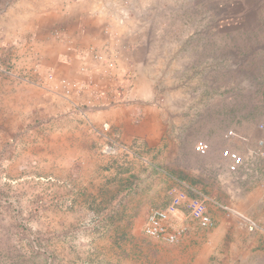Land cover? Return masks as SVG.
<instances>
[{"label": "crops", "instance_id": "1", "mask_svg": "<svg viewBox=\"0 0 264 264\" xmlns=\"http://www.w3.org/2000/svg\"><path fill=\"white\" fill-rule=\"evenodd\" d=\"M30 4L34 19L30 20L27 37H23L32 51L27 67L43 75L41 80H34L40 82L25 81L15 87L23 88L25 102L45 107L42 115L51 112L59 117L65 116L69 108L59 97L62 82L83 85L84 90L76 93L74 99L78 103L90 101L89 125L95 129L107 125L110 136L130 146L135 142L132 147L140 153L129 157L124 167L112 170L113 179L120 172L124 177L141 176L139 158L154 148V141H161V133L176 141L181 132L177 126L182 123L177 103H185L184 136L191 135L198 109L193 107V100L200 102L196 113L198 127L213 138L206 135V141L202 140L211 147L207 156H200L193 149L191 152L193 157L209 158L211 169L208 166L207 177L200 174L199 180L173 176V181L187 183L191 189L189 197L207 199L215 226L202 229L186 210L179 209L172 219L187 225L189 234L176 245L151 243L153 255L157 254L152 264H264V159L250 155L259 148V119L248 112V119L256 122L252 129L249 127L251 130H243L238 126L239 115H224L220 106L208 117L209 111L201 107L203 99L215 103L202 96L207 72L222 71L224 67V53L222 47L218 49V42L215 51L208 48L209 39L222 41L225 36L218 26L221 0H30ZM236 52L232 49L230 53L234 56ZM95 54L110 58L116 63L115 69L97 61ZM100 92L104 96L100 97ZM161 103L164 104L160 106ZM225 118L230 121L226 129L222 127ZM41 129L39 132L44 134L45 129ZM55 129V136L49 137L53 136L56 153L53 161L64 159L66 148L71 146L89 167L102 160L97 155L100 142L90 127ZM229 131L237 132L239 138L228 139ZM35 135L36 131L32 136ZM41 141L45 144L47 138L42 137ZM225 150L238 152L245 159L238 173L228 171L230 161L221 154ZM170 151L176 160L178 150L173 145ZM145 159L148 160L145 157L143 162ZM153 164L142 163L157 171L158 166ZM148 178L151 196H163L165 185H160L154 171ZM126 188L130 195L132 185ZM138 199H143L142 195ZM169 203L153 208L166 209Z\"/></svg>", "mask_w": 264, "mask_h": 264}, {"label": "rangeland", "instance_id": "2", "mask_svg": "<svg viewBox=\"0 0 264 264\" xmlns=\"http://www.w3.org/2000/svg\"><path fill=\"white\" fill-rule=\"evenodd\" d=\"M221 2L218 26L225 36L222 41L209 39L208 48L215 51L218 42L224 67L207 72L202 96L215 103L203 99L201 107L209 111L208 117L220 106L224 115H239L238 126L244 130L264 119V0ZM30 6V0H0V264H152L157 254L153 255L151 243L162 242L143 233L149 211L169 203L171 187L177 184L173 176L182 180H199L200 174L207 177L209 158L193 157L191 152L196 141L207 139V131L199 129L196 119L200 102L193 100L198 109L191 135L184 136L185 103H177L182 123L177 126L181 132L176 141L161 133V141H154V148L139 158L141 176L124 177L120 172L113 179L112 170L124 167L129 157L139 156L132 147L135 142L130 146L110 136L111 129L104 130L105 124L97 129L89 125L90 101L78 103L76 92L66 98L59 95L69 108L65 116L55 117L51 112L42 115L45 107L25 102L23 88L15 87L41 80L43 75L27 67L32 51L23 37L34 19ZM232 49L237 51L234 56ZM232 65H236L234 69ZM248 112L255 113L256 120L248 119ZM229 122L225 118L222 127L229 128ZM59 127L95 131L100 142L97 155L102 157L97 166L85 165L73 146L66 148L64 159L53 161L56 153L53 136L49 137ZM40 129H45V144ZM112 141L131 148V155L121 151L106 154L103 149ZM173 145L178 150L176 160L170 151ZM142 157L148 160L143 162ZM142 163H154L159 170ZM152 171L160 185H165L163 196H151L152 185L147 180ZM129 184L133 188L130 195L126 193Z\"/></svg>", "mask_w": 264, "mask_h": 264}, {"label": "built area", "instance_id": "3", "mask_svg": "<svg viewBox=\"0 0 264 264\" xmlns=\"http://www.w3.org/2000/svg\"><path fill=\"white\" fill-rule=\"evenodd\" d=\"M94 58L100 63H104L109 69H115L116 63L110 58L102 54H95ZM62 84L61 96L65 98L73 92H82L85 88L83 85L80 87L78 82L68 80L63 81ZM99 96L101 97L104 95L100 92ZM258 130L261 133L259 148L250 155H257L264 159V119L259 123ZM239 136L240 135L235 131H229L227 134L228 139L239 138ZM210 148V144L202 140L198 141L194 146L195 152L200 156H207ZM103 151L108 155L114 154L117 151L124 152L127 155L131 154V149L114 141L106 145ZM222 156L230 161L228 171L232 174L238 173L245 165V159L238 152L225 150ZM190 190V186L187 183L177 181V184H175L169 192L171 202L168 207L166 209L152 208L150 210L144 226V233L148 238L168 245H176L182 242L189 234V227L184 224H177L172 219L175 213L181 208L186 210L188 216L202 229H212L215 226L213 219L208 213L207 199L189 197L188 192Z\"/></svg>", "mask_w": 264, "mask_h": 264}, {"label": "clouds", "instance_id": "4", "mask_svg": "<svg viewBox=\"0 0 264 264\" xmlns=\"http://www.w3.org/2000/svg\"><path fill=\"white\" fill-rule=\"evenodd\" d=\"M77 93V92H76ZM78 93H81V92H78ZM89 109H90V106H89ZM262 121V120H261ZM260 121V122H261ZM107 128H104V130H107L109 127L107 126V125H105ZM99 132V131H98ZM126 146V145H125ZM128 147V146H127ZM129 148V147H128ZM129 149H131V148H129ZM223 153V152H222ZM129 155H131V154H129ZM172 189V188H171ZM170 202H171V200H170ZM170 204V203H169ZM150 212V211H149ZM149 214V213H148ZM148 217V216H147ZM145 234V233H144ZM151 239V238H150ZM160 242V241H159ZM163 243V242H162ZM181 243V242H180ZM168 245V244H167Z\"/></svg>", "mask_w": 264, "mask_h": 264}]
</instances>
